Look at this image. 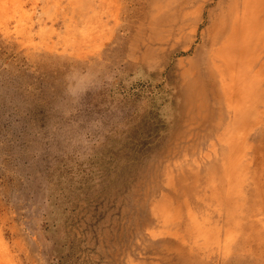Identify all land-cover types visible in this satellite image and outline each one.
I'll list each match as a JSON object with an SVG mask.
<instances>
[{"label":"rangeland","instance_id":"obj_1","mask_svg":"<svg viewBox=\"0 0 264 264\" xmlns=\"http://www.w3.org/2000/svg\"><path fill=\"white\" fill-rule=\"evenodd\" d=\"M44 2L0 0L4 264H264V0Z\"/></svg>","mask_w":264,"mask_h":264},{"label":"clouds","instance_id":"obj_2","mask_svg":"<svg viewBox=\"0 0 264 264\" xmlns=\"http://www.w3.org/2000/svg\"><path fill=\"white\" fill-rule=\"evenodd\" d=\"M64 82L63 105L68 109L66 115L80 106L88 92L99 90L97 81L87 72L68 71L65 73Z\"/></svg>","mask_w":264,"mask_h":264},{"label":"bare ground","instance_id":"obj_3","mask_svg":"<svg viewBox=\"0 0 264 264\" xmlns=\"http://www.w3.org/2000/svg\"><path fill=\"white\" fill-rule=\"evenodd\" d=\"M66 1L68 0H45V4L48 5L50 3L54 4L56 8H58V10H62L64 12H66V10H68V5H65ZM63 12V13H64ZM11 12L5 11V28L9 29V25L8 22L11 21ZM24 21H27V17L25 16L24 13L21 12V14H19V16L15 17V24H14V32L15 33H21L22 30V26H24ZM3 252H0V264H4L3 262Z\"/></svg>","mask_w":264,"mask_h":264}]
</instances>
